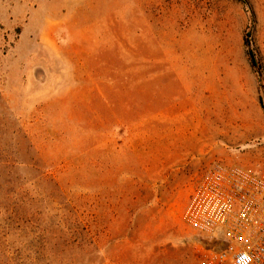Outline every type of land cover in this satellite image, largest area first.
I'll list each match as a JSON object with an SVG mask.
<instances>
[{
	"label": "rangeland",
	"instance_id": "1",
	"mask_svg": "<svg viewBox=\"0 0 264 264\" xmlns=\"http://www.w3.org/2000/svg\"><path fill=\"white\" fill-rule=\"evenodd\" d=\"M216 165L264 167V0H0V264H200Z\"/></svg>",
	"mask_w": 264,
	"mask_h": 264
},
{
	"label": "built area",
	"instance_id": "2",
	"mask_svg": "<svg viewBox=\"0 0 264 264\" xmlns=\"http://www.w3.org/2000/svg\"><path fill=\"white\" fill-rule=\"evenodd\" d=\"M183 221L210 241L200 264H264V167L216 165L207 170Z\"/></svg>",
	"mask_w": 264,
	"mask_h": 264
},
{
	"label": "trees",
	"instance_id": "3",
	"mask_svg": "<svg viewBox=\"0 0 264 264\" xmlns=\"http://www.w3.org/2000/svg\"><path fill=\"white\" fill-rule=\"evenodd\" d=\"M248 10H249V13H250V25L252 27H254L255 25V22H256V19H255V15L254 13L252 12L251 8L246 4ZM245 47H246V50H247V56H248V59L250 61V64L251 66L256 70V72L259 74H261V68H260V65L258 63V60L251 48V45H250V42L248 40H246L245 42Z\"/></svg>",
	"mask_w": 264,
	"mask_h": 264
}]
</instances>
